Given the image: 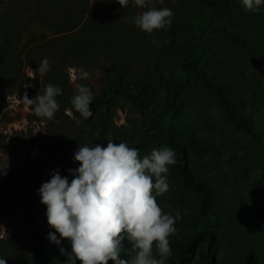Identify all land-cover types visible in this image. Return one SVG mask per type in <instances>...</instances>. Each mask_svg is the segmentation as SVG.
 <instances>
[{"label": "trees", "instance_id": "1", "mask_svg": "<svg viewBox=\"0 0 264 264\" xmlns=\"http://www.w3.org/2000/svg\"><path fill=\"white\" fill-rule=\"evenodd\" d=\"M148 7L170 8L174 13L171 25L146 33L128 21L145 9L131 4L122 8L118 0H0V109L7 95L25 100V93L28 98L42 94L49 83L62 88L57 97L59 110L53 119H45V129L31 138L30 145L39 149V155L35 159L19 157L20 176L12 188L9 186L25 198L21 207L30 219L23 225L26 242L22 250L30 264H64L67 259L47 239V233L55 230L47 220L35 218L26 199L33 185L50 179L52 169L58 168L61 175L72 179L68 169L79 166L73 158L79 144L106 146L111 139L138 148L140 157L148 155V148L149 153L162 146L175 149L173 184L178 192L201 195L190 217L196 227L199 216L201 220L210 217L207 209L213 204L215 187L199 178L194 159L199 153L218 152L223 141L216 139L213 128L200 126L205 97L218 106L233 130L264 138V129L252 119L264 108V89L258 77L264 75V43L260 37L245 34L264 27V6L261 11H245L240 0H150ZM231 14L237 16L241 30L227 33L216 25L214 29L225 35L223 49L203 47L208 19L214 15L228 19ZM46 29L53 35L43 34ZM45 58L50 70L40 76L36 69ZM68 66L100 73L99 81L91 85L93 115L86 120L71 104L76 87L69 79ZM246 69L251 70L252 78L247 86L241 81ZM78 83L87 81L78 79ZM189 89L192 93H187ZM160 90L165 103L158 115L148 117L149 105ZM246 94L251 102L248 112L243 111ZM121 104H128L131 110L128 125L118 127L113 117ZM21 179L25 184L18 186ZM5 207L0 202V215ZM215 217L222 218L220 214ZM177 225L179 238L170 237L178 250L177 263L187 264L200 246L207 264H215L210 248H204L215 239L211 232L205 227L184 231ZM126 248L121 253H127ZM18 250L9 238L0 237V257L7 264H24ZM77 264H81L79 259Z\"/></svg>", "mask_w": 264, "mask_h": 264}, {"label": "rangeland", "instance_id": "2", "mask_svg": "<svg viewBox=\"0 0 264 264\" xmlns=\"http://www.w3.org/2000/svg\"><path fill=\"white\" fill-rule=\"evenodd\" d=\"M207 23L209 26L204 28L201 42L207 50L221 51L223 49L221 44L225 35L214 29L216 25L219 30L221 27L225 28L227 33L240 31L242 28L235 14H231V17L228 16V19L214 15L208 19ZM181 27L184 29L183 25ZM260 30H255L254 33L246 30L245 34L248 37H260L258 39L264 43V27ZM51 33L50 29L43 30V34L50 35ZM77 70L79 69L74 66H68L67 69L69 79L74 87L78 83V79L73 80L72 77L77 75ZM26 71L28 76L32 75L28 68ZM250 74L251 70L246 69L241 78L245 86L252 79ZM258 75L264 89V75ZM86 81V84L91 87L99 80L96 74H92L91 78ZM187 93H192L191 89ZM257 98L259 101L258 94ZM154 99L155 101L149 105L148 117L158 115L164 105L162 90L156 93ZM249 99L250 95L246 94V103L243 106L245 112L250 110ZM201 106L204 110V121L200 126L205 129L213 128L216 139L223 140L219 145L218 152L199 153L194 159L199 178L204 183L215 187L213 204L207 209L210 217L207 221L201 220L203 217L199 216L196 227H193L194 223L190 217L191 213L197 210L201 195L189 190L178 192L172 180L173 165L170 166L168 173L169 190L157 196V202L165 213L175 216L179 211L180 218L177 219L176 224L181 230L193 232L205 227L207 231L211 232L215 239L204 248L206 250L210 248L215 264H264V138L243 135L233 130L232 126L224 121L223 112L208 97H205ZM128 110H131L128 104H121L116 108L113 117L116 126L128 125L126 121ZM252 119L260 128L264 129V108L260 107V111L254 114ZM206 120L211 122V127L205 125ZM45 126V119L36 116L25 100L15 94L6 96L5 104L0 109V164L7 165L9 163V167L6 175H0V202L6 206L5 213L0 215V225L4 227L7 235L3 229H0V237L9 238V241L19 248L18 252L24 264L31 262L30 257L22 250L26 242L23 225L29 221L30 217L25 215L24 209L21 207V203L24 204L25 200L23 195L17 189L10 190L9 186L11 185L12 188L13 181L16 183V178L20 176L19 157L28 155L29 159H35L39 155V149L30 145V142L32 137H36L45 129ZM147 151L150 154L149 148ZM24 184V180L21 179L18 186ZM40 186L39 181L32 186L26 202L35 218L42 222L43 219L47 220V217L45 215L46 205L40 202L37 192ZM219 214L222 218L218 217L217 219L215 215ZM174 237L179 238L176 234L171 236V238ZM123 244L124 247L127 246V253H121L125 255V258L123 255L120 256L130 261L135 255V249L132 248L127 238ZM170 245L172 256L166 259L164 264H178V250L173 244L170 243ZM56 246L59 248L63 246L71 250L67 238L62 240L61 245L56 244ZM153 254L159 259L155 248ZM203 255L200 254V246H198L187 264H207L208 259ZM108 264H114V262L110 259Z\"/></svg>", "mask_w": 264, "mask_h": 264}, {"label": "clouds", "instance_id": "3", "mask_svg": "<svg viewBox=\"0 0 264 264\" xmlns=\"http://www.w3.org/2000/svg\"><path fill=\"white\" fill-rule=\"evenodd\" d=\"M150 0H118L123 7L130 4L145 9L128 21L142 31L166 29L172 23L174 13L170 8L148 7ZM245 11H261L264 0H240ZM50 70L47 58L39 62L36 72L43 76ZM91 73L77 70L73 80H88ZM100 73L97 71L96 76ZM71 104L85 120L93 115V92L90 85L77 83ZM62 88L49 83L42 94L28 98L26 104L40 118L51 120L59 110L57 97ZM139 149L125 142L115 144L111 139L106 146L79 144L73 158L79 166L61 175L58 168L50 171V179L37 189L40 202L46 205L48 225L55 229L47 233L50 242L61 245L67 238L71 250L61 246L59 251L67 257L64 264H164L172 256L170 237L176 233L175 216L165 213L156 197L169 190L168 173L176 164L175 149L162 146L140 157ZM9 167L0 164V175H6ZM0 229L6 230L2 225ZM127 240L135 249L132 259L120 257ZM159 259L153 254V249ZM0 264H7L0 257Z\"/></svg>", "mask_w": 264, "mask_h": 264}]
</instances>
